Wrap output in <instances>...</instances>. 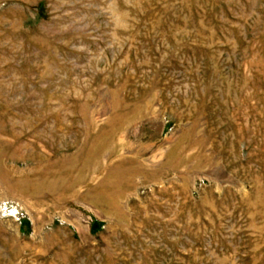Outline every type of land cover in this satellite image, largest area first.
Segmentation results:
<instances>
[{
    "label": "rangeland",
    "instance_id": "rangeland-1",
    "mask_svg": "<svg viewBox=\"0 0 264 264\" xmlns=\"http://www.w3.org/2000/svg\"><path fill=\"white\" fill-rule=\"evenodd\" d=\"M0 264H264V0H0Z\"/></svg>",
    "mask_w": 264,
    "mask_h": 264
}]
</instances>
